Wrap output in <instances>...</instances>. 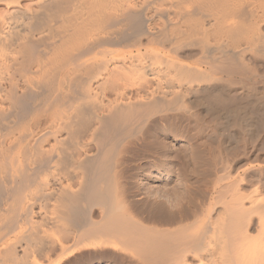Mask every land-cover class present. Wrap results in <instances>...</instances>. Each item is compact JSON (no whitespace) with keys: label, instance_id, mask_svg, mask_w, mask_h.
<instances>
[{"label":"bare ground","instance_id":"6f19581e","mask_svg":"<svg viewBox=\"0 0 264 264\" xmlns=\"http://www.w3.org/2000/svg\"><path fill=\"white\" fill-rule=\"evenodd\" d=\"M0 264H264V0H0Z\"/></svg>","mask_w":264,"mask_h":264},{"label":"rangeland","instance_id":"374dc122","mask_svg":"<svg viewBox=\"0 0 264 264\" xmlns=\"http://www.w3.org/2000/svg\"><path fill=\"white\" fill-rule=\"evenodd\" d=\"M185 126H184V123H181V124H177V125H174L170 134L174 137V138H177V139H180L182 140L183 137H185ZM226 135V133H225ZM163 145V144H161ZM161 145L158 146V143H152L151 146L152 148H156V150H158L159 148H161ZM164 146V145H163ZM169 146L168 145H165V150L168 152L169 154V151L170 149L168 148ZM186 153L188 154H191L192 153L189 151L188 148H186ZM171 154V153H170ZM193 156V155H192ZM201 161V160H200ZM200 164V163H199ZM186 177H187V182H190V183H194L195 181H197V179H200L202 178V176L204 174H202L201 170H198L197 172H195V170L193 169H188L187 172L185 173ZM202 175V176H201ZM194 193V190L192 189H185L184 190V194H183V198L185 197V200L184 202L187 203V202H192L196 196V193ZM197 197V196H196Z\"/></svg>","mask_w":264,"mask_h":264}]
</instances>
